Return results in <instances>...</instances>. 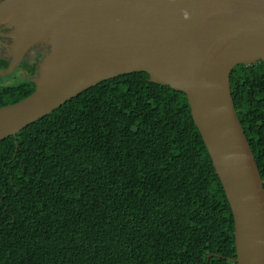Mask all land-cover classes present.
Returning a JSON list of instances; mask_svg holds the SVG:
<instances>
[{
	"label": "trees",
	"instance_id": "16d2710c",
	"mask_svg": "<svg viewBox=\"0 0 264 264\" xmlns=\"http://www.w3.org/2000/svg\"><path fill=\"white\" fill-rule=\"evenodd\" d=\"M230 90L264 186V62L234 67ZM33 91L28 79L0 87V107ZM235 258L231 209L186 95L145 72L98 83L0 141V264Z\"/></svg>",
	"mask_w": 264,
	"mask_h": 264
},
{
	"label": "water",
	"instance_id": "95a60500",
	"mask_svg": "<svg viewBox=\"0 0 264 264\" xmlns=\"http://www.w3.org/2000/svg\"><path fill=\"white\" fill-rule=\"evenodd\" d=\"M16 66L46 49L34 91L0 107V141L98 83L145 72L186 95L234 222L235 264H264V186L237 117L230 74L264 62V0H0ZM207 257L206 263L210 257Z\"/></svg>",
	"mask_w": 264,
	"mask_h": 264
},
{
	"label": "flooded vegetation",
	"instance_id": "af4514ba",
	"mask_svg": "<svg viewBox=\"0 0 264 264\" xmlns=\"http://www.w3.org/2000/svg\"><path fill=\"white\" fill-rule=\"evenodd\" d=\"M12 32V27H8L5 23L0 24V87L10 86L26 79L31 81L36 73L41 57L46 52V49L39 46L26 50L21 54L20 60H18V63L10 73L2 75L15 60L14 42L8 36ZM32 70L34 72H31Z\"/></svg>",
	"mask_w": 264,
	"mask_h": 264
}]
</instances>
